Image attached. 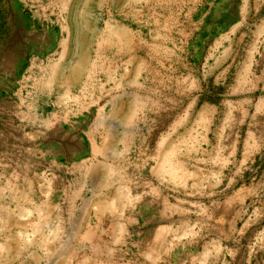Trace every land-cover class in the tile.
<instances>
[{
  "label": "rangeland",
  "instance_id": "obj_1",
  "mask_svg": "<svg viewBox=\"0 0 264 264\" xmlns=\"http://www.w3.org/2000/svg\"><path fill=\"white\" fill-rule=\"evenodd\" d=\"M0 1L8 22V31L0 39V194L14 188L5 185V178L39 175L43 160L38 152L45 139L52 142L54 155L61 139L71 156L83 155L78 137H64L67 131L60 127L51 129L40 117L41 110L66 120L93 105V97L103 91L101 83L107 87L108 82L134 81L132 103L116 106L126 108L125 119L118 124L128 132L116 136L117 126L110 129L108 159L69 168L70 176L91 175L97 189L116 187L108 193L120 198L96 201V218L91 221L98 224L111 217L117 233L110 234L109 247L93 251L103 264H108L105 256L110 264H264V0L207 1L196 26H191V62L195 64L191 75L196 79L190 94L195 89L197 100L209 101L211 107L187 103V37L182 32L178 43L168 31L170 26L163 24L170 15V0H149L146 99L139 84L135 85L141 81L139 64L134 73H102L94 71L91 62L85 66L84 57L63 62L48 57L49 66L29 69L33 53L55 48L61 8L56 3L58 8L51 14V3L46 6L44 1ZM88 11L70 10V18L80 22L79 31L86 28L82 18ZM32 19H50V26L32 28ZM73 43L84 44L82 40ZM178 62L181 103H160L157 82L167 80L171 75L167 68ZM20 81L26 85L21 95L16 90ZM88 100L90 104L85 105ZM158 131L164 135L156 146ZM117 140L120 150H116ZM100 176L108 180L106 184H96ZM146 180L150 192L151 184L158 187L159 201L124 198L128 192L139 194ZM71 186L74 192L76 185ZM6 203L14 204L0 200V226L60 224L55 209L51 219H35L12 207L5 210ZM6 235L0 233L2 238ZM21 235L27 238V233ZM76 252L77 247H70L57 264L75 263L71 256Z\"/></svg>",
  "mask_w": 264,
  "mask_h": 264
},
{
  "label": "crops",
  "instance_id": "obj_2",
  "mask_svg": "<svg viewBox=\"0 0 264 264\" xmlns=\"http://www.w3.org/2000/svg\"><path fill=\"white\" fill-rule=\"evenodd\" d=\"M45 2L46 6L50 3L53 11L61 8L60 21L55 23L57 27L56 45L54 49H50L41 53H33L30 68H38V66H49L48 57H53L55 62H63L69 57H84L85 66L92 63L93 70L97 72L112 73H134L137 72L138 64L140 66V90L144 99L148 98V75H149V38H150V17H149V0H39ZM207 1L212 0H184L183 6L181 0H170L169 13L163 24L170 26L168 31L172 34L173 40L176 37L178 43H181V35L185 38L184 54L188 74V104H200L204 107H211L213 104L209 101H198L196 90L191 92V83L195 87V64L191 62V26H196L197 18L200 16V9L205 8ZM249 1V0H246ZM37 2V0H35ZM201 4H198L200 3ZM56 3L58 6H56ZM38 6V5H36ZM90 10L82 23L86 26L83 31L77 29L80 22L70 18L71 9ZM211 7H208L210 10ZM206 15V13L204 14ZM201 16V17H204ZM50 19L40 20L32 19L29 22L30 27L50 26ZM157 23V20H154ZM194 30V35L196 28ZM82 40L83 45L79 47L76 42ZM172 55L175 53V45L173 44ZM169 51V50H168ZM176 55L180 56L177 47ZM44 58V59H41ZM97 67V68H96ZM179 62L175 67L174 63L167 68L170 77L167 80H159L158 92L160 103L163 104H180L181 103V76ZM177 70V71H176ZM175 74L177 76L175 77ZM26 85L24 82H18L17 89L22 91ZM134 87V81H120L119 83L108 82L100 84L103 90L99 97H93V105L83 108L76 116H71L66 120H57L63 116L53 113H43L40 111V117L46 121L52 128L60 127L65 136L75 135L79 143L84 145V149L80 147L81 156H71L67 150L63 139H61L58 153H53L52 142L44 140V148L38 154L43 160V169H39V175L32 177L5 178L4 183L12 184L14 188L11 192L4 189L0 194V200L5 202L11 201L14 204L4 206L5 210H19L26 212L35 219L45 217L51 219L54 209L60 213V224L53 226L52 224H29L26 226L4 225L0 226V233H7L4 238L0 237V264H57L58 258H64L70 247H77V252L71 256L74 257L75 263L70 264H103V258L93 251L101 246L106 249L110 246V234L117 233L115 220L111 217L103 218L102 222L94 224L95 211L97 209L96 201H117L120 198L115 193H108L114 188L97 189L93 186L94 179L91 175L82 174L78 177L70 176L69 168L73 165H82L83 163L98 164L107 160L110 153L109 145L106 138L111 136V128L117 126L116 133L120 135L122 132H128L127 129L120 127L118 121L125 119L124 114L126 108L117 110L116 106H127L132 103L131 95ZM107 88V89H106ZM157 88V87H156ZM176 91V96H174ZM108 90V91H107ZM184 90H186L184 86ZM163 92V93H161ZM192 96V97H191ZM96 98V100H94ZM20 100V98H18ZM186 100V98H184ZM91 100V101H92ZM163 101V102H161ZM90 104V100L84 104ZM92 104V103H91ZM48 106V104H45ZM118 111V112H117ZM65 117V116H64ZM48 130H45L46 136ZM147 136L148 131L145 132ZM156 141L153 144H160L159 138L164 135L163 131L154 133ZM145 138V137H144ZM145 143V142H143ZM64 145V147H63ZM120 144L117 140L116 150ZM149 143L146 142L147 149ZM129 151V148H128ZM127 149L124 153L128 152ZM54 167L57 171L54 173ZM37 171V170H36ZM86 171V170H85ZM98 178L96 184H106L108 181L104 176ZM112 182V181H111ZM1 183V180H0ZM116 185V183H112ZM19 187H15V186ZM71 185H76V190ZM144 187V188H143ZM150 184L146 180L142 190L138 194L133 195L131 192L125 193L124 198L127 200L139 199L142 201H159L160 195L158 187ZM153 190H156L154 193ZM12 207V209H11ZM257 210V209H256ZM88 213V215H86ZM27 233V238L21 234ZM98 233L108 234L104 238H100ZM115 239V237H114ZM115 243V240H113ZM109 255V254H108ZM108 264H110L109 256ZM60 262L59 264H62ZM67 264V263H66Z\"/></svg>",
  "mask_w": 264,
  "mask_h": 264
},
{
  "label": "trees",
  "instance_id": "obj_3",
  "mask_svg": "<svg viewBox=\"0 0 264 264\" xmlns=\"http://www.w3.org/2000/svg\"><path fill=\"white\" fill-rule=\"evenodd\" d=\"M6 14L7 10H5V7L0 1V39H2L4 34L8 31V22L6 20Z\"/></svg>",
  "mask_w": 264,
  "mask_h": 264
}]
</instances>
